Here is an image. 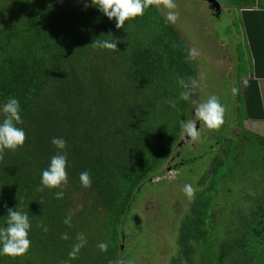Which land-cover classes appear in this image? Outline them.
Instances as JSON below:
<instances>
[{"label": "trees", "instance_id": "16d2710c", "mask_svg": "<svg viewBox=\"0 0 264 264\" xmlns=\"http://www.w3.org/2000/svg\"><path fill=\"white\" fill-rule=\"evenodd\" d=\"M85 3L91 0H0V107L17 99L23 123L16 126L26 133L24 145L6 149L0 160V227L6 226L9 208L27 213L31 223L27 253L0 255V264H119L125 242L148 234L151 218L143 192L155 184L182 139L181 121L188 119L194 92L176 108L168 101L183 91L178 79H196L194 59H185L192 44L156 6L117 29L115 18ZM223 5L235 12L231 28L239 27L238 47L243 46L237 57L243 77L239 107L231 113L238 117L229 120L237 130L227 128L211 145L215 152L195 180L201 187L178 222L170 264H264V137L242 124L264 118L257 85L264 78V4L229 0ZM96 39L117 42V50L94 49ZM3 118L0 113V122ZM53 137L67 144L62 199L55 197L59 189L37 191L43 170L59 151ZM83 171L91 174L89 188L81 186ZM246 178L251 185L245 192L252 195L229 200ZM219 196L216 207L226 213L214 219ZM69 213L71 227L63 222ZM41 222L47 231L37 226ZM80 232L87 243L70 259ZM101 242L107 243L106 252L97 247Z\"/></svg>", "mask_w": 264, "mask_h": 264}, {"label": "rangeland", "instance_id": "374dc122", "mask_svg": "<svg viewBox=\"0 0 264 264\" xmlns=\"http://www.w3.org/2000/svg\"><path fill=\"white\" fill-rule=\"evenodd\" d=\"M216 1L222 5L229 2V0ZM175 3L177 4L175 11L179 14L178 20L174 23L177 32L189 45L192 44L190 46L192 49L199 51L198 57L194 59L197 71L196 79L199 82V86L194 91L187 121L195 120V107L199 103L206 102L210 96L214 95L225 108L224 123L218 130H210L202 122L197 121V128L200 133L198 141L190 146L189 143H185L180 139L177 151L169 154L167 160L161 166L162 172L155 178V184L153 186L151 184L143 192L146 195L144 208L149 211L151 228L148 234L143 232L147 235H138L135 238L133 236L125 242V256L122 264H125L124 260H126V264H170L172 251H175L177 246L175 237L177 236L178 222L189 209V199L182 191V188L189 184L196 191L199 190L201 186L199 185L197 188L195 180L204 166L208 164V159L212 153L215 152L211 145H214L216 141L224 137L227 128L231 133L237 130L231 122L229 123L231 113L236 107H239V105L237 106L239 104L238 72L236 74V71L240 63L236 62L240 48L242 49L243 47H238L239 27H236V30L231 28L232 21L235 22L236 19L235 12L232 8L226 9L225 6H222L221 10L227 19V25L221 26L212 18L211 11L208 9L209 4L206 1L175 0ZM161 9L166 16L168 10L163 8V6L160 7ZM216 25H218L217 28H215ZM189 36L194 37L193 43ZM233 89H236L235 93ZM236 117L238 115L234 114L231 120ZM242 124L244 128L246 126L253 128L252 130L256 133L260 131L264 133V124L259 123L258 126H250L248 121L242 122ZM207 154L209 155L207 156ZM198 155H202V157L205 155L200 163L195 158L190 163L192 165L185 164L179 167H172V165H176L181 160ZM240 183L236 185L241 191L230 192L231 194H228L229 200L233 199V197L236 198V196L248 197L252 195V193L245 192L248 189L247 186L251 185L250 179L246 178ZM242 189H244V193L248 194H244ZM169 192L171 195L165 201V197ZM139 199L136 202L137 206H140L143 201V199ZM219 202L220 196L215 203L214 219L218 217L219 212L221 215L226 213L225 208L216 207L220 204ZM165 203L175 207L166 208L164 207ZM163 217L166 220L162 222L160 219ZM159 220L158 224L157 221ZM140 225H143V221L140 222ZM159 230L160 232L158 233L157 231ZM218 233L224 236V230H218Z\"/></svg>", "mask_w": 264, "mask_h": 264}, {"label": "clouds", "instance_id": "9594fccd", "mask_svg": "<svg viewBox=\"0 0 264 264\" xmlns=\"http://www.w3.org/2000/svg\"><path fill=\"white\" fill-rule=\"evenodd\" d=\"M92 6L98 8L109 19L115 18V27L120 29L124 26L125 22L134 19L137 16H142L144 11L150 6H156L167 9L166 22L175 23L178 20L179 14L175 11L177 4L175 0H91V4L85 3V8ZM94 49H108L117 50V42L108 40L96 39L91 43ZM198 55L195 49H190L186 61H191ZM179 86L183 89L180 92L177 100H169L168 103L171 107L176 108L178 100L188 101L199 86V82L195 78H189L187 81L178 79ZM236 89H233L235 93ZM225 108L219 102L216 96H210L206 102L199 103L195 107V120L181 121L182 140L185 143L193 144L199 139V131L197 128V121L202 122L205 127L210 130H218L224 123ZM0 113L3 114V120L0 122V160L3 159L4 151H16L22 147L26 140V133L22 128L16 125L23 123L20 116L19 101L15 98H10L6 103L0 107ZM51 143L59 150L51 157L49 166L43 170L41 176V186L37 191L43 192L46 188L59 189L55 193L57 199H62L64 196V189L68 184L67 168V152L66 141L63 138L53 137ZM81 186L84 188L91 187L92 180L89 171H83L79 176ZM182 191L189 200L194 199L195 189L186 184ZM42 202V201H41ZM40 202V203H41ZM73 213H69L65 219L64 224L71 227V219ZM43 227L47 231L46 226L42 224L37 225ZM31 228V223L27 213L19 209H8L6 226L0 227V255L11 256L13 258L22 256L27 253L30 248L31 241L28 238V233ZM62 239H68L67 234H62ZM77 243L72 247L69 252L70 259H76L81 248L87 243L84 233L80 232L76 235ZM101 252H106L107 243L101 242L97 245ZM60 264H69L68 261H61Z\"/></svg>", "mask_w": 264, "mask_h": 264}, {"label": "crops", "instance_id": "0c3cea01", "mask_svg": "<svg viewBox=\"0 0 264 264\" xmlns=\"http://www.w3.org/2000/svg\"><path fill=\"white\" fill-rule=\"evenodd\" d=\"M257 2L259 3H261V4H264V0H257ZM220 5H222L220 2H218ZM222 6H224V5H222ZM262 6H264V5H262ZM234 9H236L235 7H234ZM227 25V24H226ZM235 30H236V28H234ZM238 29V28H237ZM239 41H241V37H239ZM237 63V62H236ZM240 63V62H239ZM241 65V64H240ZM238 66V69H237V71H236V74H237V72H238V74H239V72H240V68H241V66ZM197 77V76H196ZM243 77H237V79L238 80H240V79H242ZM239 84V83H238ZM257 85H258V90H259V96H260V101H261V104H262V107H263V114H264V78H259V79H257ZM248 121V123L250 124V126H254V125H257L258 126V124L259 123H261L262 125L264 124V118L262 119V120H256V121H253V120H244L243 121V123H245V122H247ZM262 125H261V127H262ZM246 129L247 130H249V131H253V132H255L254 130H252L253 128H251V127H249V126H246ZM257 134H259V135H261L262 137H264V133H263V131H260V132H258Z\"/></svg>", "mask_w": 264, "mask_h": 264}, {"label": "water", "instance_id": "95a60500", "mask_svg": "<svg viewBox=\"0 0 264 264\" xmlns=\"http://www.w3.org/2000/svg\"><path fill=\"white\" fill-rule=\"evenodd\" d=\"M204 1H206L209 4L208 8H210L212 18L218 22V25L221 24V26H224L225 18H224V14L221 12V5L216 0H204ZM215 28H217V25ZM119 264H122L121 259Z\"/></svg>", "mask_w": 264, "mask_h": 264}]
</instances>
